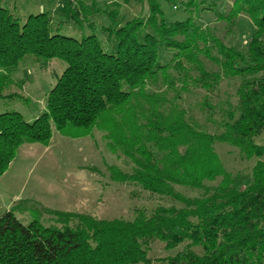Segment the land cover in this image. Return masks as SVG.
<instances>
[{"label":"trees","instance_id":"1","mask_svg":"<svg viewBox=\"0 0 264 264\" xmlns=\"http://www.w3.org/2000/svg\"><path fill=\"white\" fill-rule=\"evenodd\" d=\"M99 2L58 0L56 22L51 10L21 15L0 0V99L17 97L4 92L27 58L66 65L40 117L29 123L19 113L0 115V179L24 145L49 146L53 128L69 139L99 131L109 151L133 166L131 173L110 167L111 181L180 207L139 210L133 221L55 211L75 222L60 227H46L39 218L25 225L7 211L0 215V264H151L147 250L155 241L167 250L184 245L169 264H264V145L255 143L264 134V0ZM131 3H146L148 14L121 15ZM204 13L230 25L248 18L254 33L245 49L204 27ZM66 26L88 34L65 35ZM236 78V103L215 102L221 83ZM196 91L206 93L198 105L205 125L183 106ZM219 143L237 149L243 161L257 160L245 189L235 187ZM177 187L200 195L185 196Z\"/></svg>","mask_w":264,"mask_h":264},{"label":"rangeland","instance_id":"2","mask_svg":"<svg viewBox=\"0 0 264 264\" xmlns=\"http://www.w3.org/2000/svg\"><path fill=\"white\" fill-rule=\"evenodd\" d=\"M10 7H16L21 15L30 13L52 12L55 21L59 22L58 0L49 6V0H5ZM121 3L123 0H100V5ZM228 1H226L227 3ZM229 1L220 7L221 14L226 15ZM121 15L128 18H139L148 14V6L136 3L124 4ZM180 18V12L175 13ZM200 23L204 27L212 28L228 46L241 50L252 38L254 27L248 18L242 17L235 25L228 21L218 19L211 13L200 15ZM199 16V17H200ZM58 17V18H57ZM201 18V17H200ZM199 21V20H198ZM101 25L109 26L107 19L101 20ZM65 35L80 39L84 33L79 32L75 26H66ZM98 40L105 45L106 40L100 27L95 31ZM210 69H215L208 65ZM66 65L60 60H52L46 66L27 58L23 65L14 72L16 83L5 90L4 95H17L14 99H0V115L5 113H19L24 120L31 123L40 117L46 108L47 95L56 85ZM240 79L224 80L216 95L215 102H225L231 99L236 103V93ZM23 86V87H22ZM204 91H196L185 96L183 106L201 124L205 125V118L198 105L203 102ZM217 115L215 116L216 119ZM210 133L216 130L209 125ZM258 145H264V134L255 139ZM226 169L235 179V187L245 189L250 181L252 168L257 160L243 161L237 149L228 144L216 145ZM118 167L124 173L132 172L129 160L119 159L109 151L102 134L95 131L92 137L82 139H69L62 137L53 128V138L48 147L35 144L25 147L18 158L12 163L9 170L0 179V215L13 211L15 216L25 225L33 219L39 218L42 225L58 226L63 223L74 224V221H62L55 211L87 214L100 220L124 219L133 221L136 211L151 212L158 206L175 205L179 203L159 195H153L141 190L131 183H116L110 179L109 168ZM180 193L189 197H198L200 191L183 187L176 188ZM184 245L167 250L162 241L153 242L147 250V258L151 264H169L166 260L175 257L183 250ZM200 252L199 249H196Z\"/></svg>","mask_w":264,"mask_h":264},{"label":"crops","instance_id":"3","mask_svg":"<svg viewBox=\"0 0 264 264\" xmlns=\"http://www.w3.org/2000/svg\"><path fill=\"white\" fill-rule=\"evenodd\" d=\"M33 145H35V144H26V145H24L21 149H20V151H19V154H20V152L25 148V147H27V146H30V147H33ZM41 145V144H40ZM46 147H48V146H46ZM12 165V164H11ZM10 168V167H9Z\"/></svg>","mask_w":264,"mask_h":264}]
</instances>
